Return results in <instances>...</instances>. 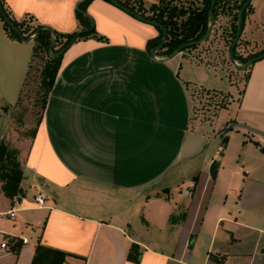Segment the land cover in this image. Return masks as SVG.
<instances>
[{"label":"crops","instance_id":"0c3cea01","mask_svg":"<svg viewBox=\"0 0 264 264\" xmlns=\"http://www.w3.org/2000/svg\"><path fill=\"white\" fill-rule=\"evenodd\" d=\"M79 1L4 0L16 20L31 16L60 33L78 30ZM250 3L242 34L252 45L264 30V0ZM86 14L103 39H80L63 52L25 147L10 146L17 136L9 115L20 97L9 89L14 69L0 74L2 94L10 93L0 104V140L17 150L22 169L13 199L0 182V243L8 239L0 264H31L37 242L66 252L63 264H264V57L247 67L238 101L218 115V124L263 134L226 123L220 136L217 122L192 123L189 86L231 88L223 76L182 51L152 58L147 43L157 27L109 1L91 0ZM262 40L251 50H264ZM32 48L0 20V50L22 56L19 82ZM192 67L213 78L196 81ZM38 190L46 192L40 207ZM11 207L13 220L3 215ZM132 243L138 262L128 259Z\"/></svg>","mask_w":264,"mask_h":264},{"label":"trees","instance_id":"16d2710c","mask_svg":"<svg viewBox=\"0 0 264 264\" xmlns=\"http://www.w3.org/2000/svg\"><path fill=\"white\" fill-rule=\"evenodd\" d=\"M90 1L91 0H80L78 9H76L75 11V16L79 24L78 30L71 33H60L41 24H26L25 19L16 20L11 15L4 0H0V18L3 21L4 29L10 38L21 40L22 38H28L36 34L32 39V54L28 63V68L24 78L23 88L20 92V97L23 93L24 88L28 86V80L31 76L33 64H35L37 61L42 60L43 66L41 67L40 72V82L44 88V95L38 119L40 118L45 108L46 100L53 85L58 67L60 65L62 54L67 49V47L73 42L80 39H103L96 33L92 19L86 14V6ZM106 1L111 2L110 0ZM114 1L116 2L118 7L124 8L123 10L135 17L140 18L141 20L149 23L157 22L162 25V27L165 29V40L162 47L157 51V55L160 56H167L174 49L197 40L206 31L210 23V0H199L200 6H196L193 8H191L190 6L185 7L183 5L177 6L176 4H173L171 0H159L158 2L152 3L148 6L144 4L143 0ZM192 1L195 2L196 0ZM230 1L237 2V12L234 16L235 24H233V40L236 32L237 13L244 0ZM221 2L228 3V0H214V7L212 10L214 20L218 14V9ZM249 11H251V3L248 4L243 12V23L246 13H248ZM3 16L8 17L11 25L4 21ZM25 18H29L33 21L31 16H27ZM12 26L16 27L18 32L15 31ZM156 27L159 34L157 36V39H155L154 41H149L147 43L149 49L156 47L160 43L163 36L162 29L158 26ZM71 39L73 40L71 41ZM52 42L54 43L50 48V44ZM237 43L233 48V56L235 60L238 59L235 53ZM55 46H57V48ZM193 46L196 45H187L181 47L179 51ZM60 50L64 51L57 54ZM263 52L264 50H261L255 55H249L248 57L242 59L240 62L244 64L247 59L257 56L258 54ZM247 77L248 74L245 75L244 79H247ZM31 131L32 132L30 133L32 136L34 129H32ZM216 165L217 164L214 162L211 167L212 178H215L216 176ZM21 178L22 169L20 168L19 161L17 159L16 150L9 148L5 142L0 140V182L1 189L8 198L13 199L15 196L21 194L22 190L19 185ZM66 256L67 253L60 249L45 246L40 242H37L31 258V264H63ZM139 256L140 252L138 251V246L132 243L128 253V259L134 262H138Z\"/></svg>","mask_w":264,"mask_h":264},{"label":"rangeland","instance_id":"374dc122","mask_svg":"<svg viewBox=\"0 0 264 264\" xmlns=\"http://www.w3.org/2000/svg\"><path fill=\"white\" fill-rule=\"evenodd\" d=\"M171 2L177 6L183 5L185 7L190 6L191 8L200 6L199 0H196L195 2L192 0H171ZM236 5L237 2H232L230 0H228V3L221 2L218 9V14L214 20L209 36L199 44H196V46L182 50L184 57L189 58L191 61L201 63L206 67H211L216 71L217 74L223 76L229 85L232 86L229 89L220 90L190 85L189 89L194 101L192 111L193 124H216V122L218 124L220 120L218 115L221 109L225 108L231 101L237 102L239 99L246 73L245 70H236L228 57V51L233 34V24H235L234 16L237 12ZM249 13L250 11L246 13L245 19ZM24 19L26 24H33V21L29 18ZM243 26L244 23L242 25V30ZM242 30L235 50V53L238 57L236 62L238 64H243L240 61L249 55H255L259 53L261 50H251V46L256 43H262V39L264 38V30L258 31L257 35L261 38L256 37L253 44L251 45L249 44L248 40L243 38L244 35L242 34ZM55 47L57 48V46ZM17 53L16 50H0V54L2 56V59L0 60V74L10 75L11 69H14L12 72V76H14L13 83L9 89L10 91L13 89L16 90L19 96L23 88L26 73L23 74L22 81L19 82V69L22 66V56ZM3 62L7 64L6 68H3ZM14 66H16V69ZM42 66V60L33 64L31 76L28 80V86L24 88L18 103L9 115L14 127H12V129H15V136H17V139L10 143V146L20 144L24 145L25 147L28 142L26 138L31 136V128L35 126V123L39 117L44 95V88L40 82V72ZM192 68L196 81H205L207 79L210 80L213 78L210 73H204L200 69H195V67ZM1 82L2 81L0 80V104L7 105L6 99L10 97V93L7 96L2 94L3 87ZM3 96L5 99L2 98ZM5 119L6 117L4 115L3 109H0V134L3 132ZM228 121H221L213 131L220 134L221 136L224 133L223 126ZM27 123L28 126L30 125V128L28 129L25 127V124ZM6 220L3 222L8 224L10 220L7 217ZM2 241L6 243L7 236L4 237Z\"/></svg>","mask_w":264,"mask_h":264},{"label":"water","instance_id":"95a60500","mask_svg":"<svg viewBox=\"0 0 264 264\" xmlns=\"http://www.w3.org/2000/svg\"><path fill=\"white\" fill-rule=\"evenodd\" d=\"M110 1H111L113 4L117 5L116 2H115L114 0H110ZM250 1H251V0H244L243 4L241 5V7H240L239 10H238V13H237V23H236V32H235L234 38H233V40H232V42H231V45H230V47H229V51H228V57H229V60L232 62L234 68H235L236 70H238V71H244V70H246L247 67H248L252 62L256 61L257 59H259V58H261V57H264V52H263V53L258 54L257 56H254V57H251V58L247 59V61H246L244 64H238V63L236 62V60L234 59V56H233V48H234L235 44L237 43L238 38L240 37V34H241V30H242V25H243V12H244V10L246 9V7L248 6V4L250 3ZM79 3H80V1L76 4V9H78ZM213 7H214V0H210V8H209V18H210V23H209V25H208L206 31H205V32H204V33H203V34H202L197 40L192 41V42H189V43H187V44H184V45H182L181 47H184V46H187V45H196V44H199L200 42H202L203 40H205V39L209 36V34H210V32H211L212 25H213V23H214L213 12H212ZM122 9H124V8H122ZM3 18H4V21H5V22H7L8 24L11 25V23H10V21H9V19H8L7 16H3ZM137 18H138V17H137ZM139 19H140V18H139ZM152 24L155 25V26L160 27V28L162 29V34H163L160 43H159L156 47L150 49V55H151V57H152V58H155V54H156L157 50H158L159 48H161L162 45H163V43H164V40H165V29L162 27L161 24H159V23H157V22H152ZM12 27H13V29H15V31L18 32V30H17L16 27H14V26H12ZM35 35H36V34H34V35H32V36H30V37H28V38H22L21 41H23V42L31 41V40L35 37ZM72 40H73V39H71V41H72ZM53 43H54V42H52V43L50 44V48L52 47ZM181 47L174 49V50L168 55V57H171V56H173L175 53L179 52V50H180ZM63 51H64V50H60L57 54L62 53ZM229 127H242V128L247 129V130H250V131H252V132H256V133L263 134V132H261V131L255 129V128L251 127V126H248L247 124H243V123L229 122V123H227L226 128H229Z\"/></svg>","mask_w":264,"mask_h":264},{"label":"built area","instance_id":"2783aa9c","mask_svg":"<svg viewBox=\"0 0 264 264\" xmlns=\"http://www.w3.org/2000/svg\"><path fill=\"white\" fill-rule=\"evenodd\" d=\"M46 200V192L44 190H38L34 195H33V202L36 207L43 206L44 202ZM3 215L7 216L9 219L13 220L15 217V208L11 207L9 208L6 212L3 213ZM8 242V239H7ZM7 242H1L0 246L5 247ZM21 242L25 243L26 238L22 237Z\"/></svg>","mask_w":264,"mask_h":264}]
</instances>
